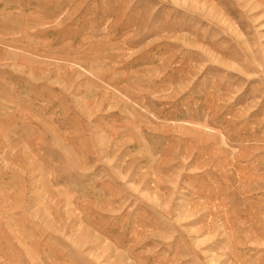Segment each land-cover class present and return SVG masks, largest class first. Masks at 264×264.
Here are the masks:
<instances>
[{
    "label": "rangeland",
    "instance_id": "1",
    "mask_svg": "<svg viewBox=\"0 0 264 264\" xmlns=\"http://www.w3.org/2000/svg\"><path fill=\"white\" fill-rule=\"evenodd\" d=\"M0 264H264V0H0Z\"/></svg>",
    "mask_w": 264,
    "mask_h": 264
}]
</instances>
